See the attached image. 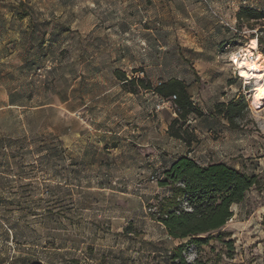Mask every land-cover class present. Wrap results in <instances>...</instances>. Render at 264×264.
Here are the masks:
<instances>
[{"label":"rangeland","instance_id":"rangeland-1","mask_svg":"<svg viewBox=\"0 0 264 264\" xmlns=\"http://www.w3.org/2000/svg\"><path fill=\"white\" fill-rule=\"evenodd\" d=\"M244 7L264 0H0V264H168L183 241L153 214L174 161L264 180V101L231 61L264 24L239 21ZM116 70L189 85L210 113L192 147L169 134L175 99L132 93ZM215 83L248 102L238 128L207 107ZM232 209L223 241L188 262L264 264V184Z\"/></svg>","mask_w":264,"mask_h":264},{"label":"trees","instance_id":"trees-1","mask_svg":"<svg viewBox=\"0 0 264 264\" xmlns=\"http://www.w3.org/2000/svg\"><path fill=\"white\" fill-rule=\"evenodd\" d=\"M239 21H251L256 24L264 21V11L256 8H242ZM258 47L264 55V24H261L257 36ZM118 78L132 93L140 89L152 91L162 99L176 96L174 100L176 114L169 127V134L192 147L197 138L190 132L188 125L192 115L203 117V110L197 106L189 92V85L178 78L162 81L154 87L145 79H129L125 72L116 70ZM248 102L239 97L228 103H218L215 107L217 116H222L231 128H238V120L243 118ZM161 186H170L172 193L162 198L154 218L162 223L168 235L178 244L168 264H207L199 258L188 262L184 256L189 246L201 248L211 241H223L226 233L222 229L234 217L232 207L242 204L247 194L253 189H261L263 176L249 173L227 162L208 165L200 164L196 159L184 155L162 172Z\"/></svg>","mask_w":264,"mask_h":264},{"label":"bare ground","instance_id":"bare-ground-1","mask_svg":"<svg viewBox=\"0 0 264 264\" xmlns=\"http://www.w3.org/2000/svg\"><path fill=\"white\" fill-rule=\"evenodd\" d=\"M235 57V61L232 59ZM231 61L235 62L236 69L241 76V72L248 73L247 76H241L247 80V83L255 80L257 83L256 88L253 90L256 101H264V96H260L257 100L256 97L260 95L259 90L264 88V55L259 50L257 44L252 45L248 48H243L239 52L231 54ZM256 64L258 67L250 68L248 65Z\"/></svg>","mask_w":264,"mask_h":264},{"label":"crops","instance_id":"crops-1","mask_svg":"<svg viewBox=\"0 0 264 264\" xmlns=\"http://www.w3.org/2000/svg\"><path fill=\"white\" fill-rule=\"evenodd\" d=\"M209 67H212V66H209ZM1 87H3V86H1ZM3 90L5 92H7V93H10V94L12 92L16 91V90H10V89H7V88H3ZM208 93L211 95V98H212L213 101L216 100V102L214 104H212V105L207 104V107L209 108L211 113H213L212 112V107L215 104L221 103V102L228 103V102H230L231 100H233L236 97V95L233 94V91L229 90L227 85L223 86L220 83H215V84L210 85V87L208 88ZM9 97H10V95H9ZM199 107H201V106H199ZM202 108L205 109L204 107H202ZM0 109H2V108H0ZM208 114H210V113H208V111H205V115L203 117H198V118L193 119V121L191 123V127L196 131V133H198V125H195V124H198L200 121H203L204 119H206ZM209 119H213V118L209 117ZM225 123H226V121H225ZM213 129H214V124L213 123L209 124L208 127H207V131H213ZM237 168H239V167H237Z\"/></svg>","mask_w":264,"mask_h":264},{"label":"clouds","instance_id":"clouds-1","mask_svg":"<svg viewBox=\"0 0 264 264\" xmlns=\"http://www.w3.org/2000/svg\"><path fill=\"white\" fill-rule=\"evenodd\" d=\"M233 59V58H232ZM250 68H256V67H258V65H256V64H250V65H248ZM259 92H260V95H258L257 97H256V99L257 100H259L260 99V96H264V88H261L260 90H259Z\"/></svg>","mask_w":264,"mask_h":264},{"label":"built area","instance_id":"built-area-1","mask_svg":"<svg viewBox=\"0 0 264 264\" xmlns=\"http://www.w3.org/2000/svg\"><path fill=\"white\" fill-rule=\"evenodd\" d=\"M232 63H233V66H234V70L237 71L236 66H235V62L232 61ZM239 76H240V75H239ZM241 78H242V77H241ZM172 99H176V96H172ZM166 102H167V100L162 99L160 105H164V104H166ZM160 107H161V106H158V108H160Z\"/></svg>","mask_w":264,"mask_h":264},{"label":"snow or ice","instance_id":"snow-or-ice-1","mask_svg":"<svg viewBox=\"0 0 264 264\" xmlns=\"http://www.w3.org/2000/svg\"><path fill=\"white\" fill-rule=\"evenodd\" d=\"M233 60L235 61V57H233ZM248 73H245V72H241V76H247Z\"/></svg>","mask_w":264,"mask_h":264}]
</instances>
